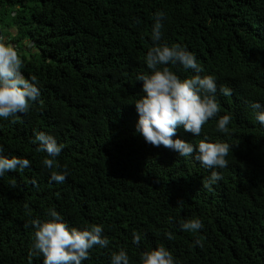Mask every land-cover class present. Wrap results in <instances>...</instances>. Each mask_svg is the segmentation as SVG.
<instances>
[{"label":"trees","instance_id":"1","mask_svg":"<svg viewBox=\"0 0 264 264\" xmlns=\"http://www.w3.org/2000/svg\"><path fill=\"white\" fill-rule=\"evenodd\" d=\"M157 12L166 17L160 44L191 51L200 75L217 83L218 116L200 136L181 126L173 137L231 146L210 186L213 169L195 153L180 157L136 132L134 103L144 94L136 78L151 74ZM0 36L40 90L27 113L0 117V155L30 161L0 176V264H43L33 222L51 219L50 209L70 228L102 226L108 246H94L82 264H112L121 249L140 264L161 245L175 264H264V125L251 107L264 105V0H0ZM166 66L181 79L196 74ZM225 114L228 134L217 130ZM38 132L63 145L58 167L44 166L50 157L33 143ZM65 168L63 183L50 182ZM189 219L203 227L183 231Z\"/></svg>","mask_w":264,"mask_h":264},{"label":"clouds","instance_id":"2","mask_svg":"<svg viewBox=\"0 0 264 264\" xmlns=\"http://www.w3.org/2000/svg\"><path fill=\"white\" fill-rule=\"evenodd\" d=\"M152 28V47L146 56L147 68L151 74L137 76L143 82V95L136 100L135 108L138 113L136 132L142 135L146 143L154 147L161 145L176 151L180 157L194 155V159L205 168L213 169L207 185L219 181L222 177L214 169H223L228 166L225 157L229 154L228 143L209 142L207 137L201 139L198 145L185 142L182 139H173L177 129L183 126L184 130L200 136L203 126L212 118L217 117L220 111L216 102L215 93L217 83L213 76H201L203 69L196 61L195 55L180 44H160L162 39L163 21L165 14L157 12ZM179 63L185 70L192 69L196 73L191 78L181 79L166 65ZM23 61L17 48L0 36V117L9 118L17 114L27 113L30 102L39 99L40 90L36 77L26 79L21 68ZM223 95L228 96L231 90L221 87ZM256 110V120L264 125V105L259 102L251 104ZM231 117L227 114L219 117L217 130L228 134V125ZM39 142L38 151L47 153L50 158L43 160L48 169L58 167L56 157L63 149V145L44 132L35 134L33 143ZM0 153L3 147L0 146ZM30 166L28 159L19 157L8 158L0 155V176L6 172L23 170ZM67 178V169L52 171L50 182L63 183ZM180 203V202H179ZM27 207V206H26ZM51 219L41 222L34 221L35 232L34 248L43 255V264H82L89 259V252L94 246L106 248L109 241L103 235L100 225H92L83 230L69 227L55 210H49ZM183 231H198L203 227L199 219H189L181 222ZM172 239V233H167ZM141 236L133 233V243L139 245ZM199 244V240L196 241ZM112 264H129L127 252L121 249L111 256ZM140 264H175L172 253L164 246H158L151 251H145L140 257Z\"/></svg>","mask_w":264,"mask_h":264}]
</instances>
